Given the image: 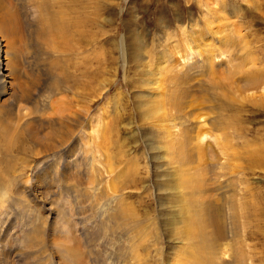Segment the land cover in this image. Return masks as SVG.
<instances>
[{
	"label": "rangeland",
	"instance_id": "374dc122",
	"mask_svg": "<svg viewBox=\"0 0 264 264\" xmlns=\"http://www.w3.org/2000/svg\"><path fill=\"white\" fill-rule=\"evenodd\" d=\"M35 1L10 0L19 12L21 40L0 55L10 63L6 81L17 93L19 87L30 91L19 108L9 107L13 114L0 113L4 125L11 126L13 142L28 148L25 152L14 149L6 156L0 152V175L11 180L5 195L12 200L10 204L0 200L3 264H68L57 251L60 240L79 248L83 264H196L189 256L201 264H235L241 257L242 264H264V105L259 101L264 95V0H95L96 23L82 22L79 33L71 28L67 40L48 33V23L36 10ZM86 9L79 11L84 21L92 17L91 9ZM31 29L44 31L46 36L36 40ZM130 36L140 40L141 57L151 68L131 54ZM209 44L216 62L207 68L210 78L220 71L227 74L240 63L262 82L259 89L245 93L255 99H242V95V103L226 91L232 111L218 110L226 104L220 100L188 109L194 118L203 116L209 122L213 118L206 116V108L212 113L215 108L216 114L227 118L237 115L240 135L227 148L221 147V132L211 131L204 119L184 114L176 118L172 110H168L171 116L145 122L141 115L148 114L145 104L161 93L154 90L160 82L157 60H161L160 68L182 64L183 55L188 56L185 63L198 64L197 54ZM168 86L166 94L172 91ZM202 124L211 135L203 140L210 146L208 170L198 163L199 174L206 180L203 188L216 195L212 192L216 186L223 204L232 198L226 183L236 188L235 210L227 212L232 203L223 205L225 258L216 255L209 237L194 235L186 240L182 235L188 202L184 195L178 201L175 190L179 183L175 143L183 138L174 134L186 128L196 132ZM68 129H72L69 136ZM149 140L156 144L155 150ZM9 163L13 169L5 172ZM120 210L133 216L129 222L148 236L137 232L132 236L108 221ZM202 222L188 225L191 232L196 233Z\"/></svg>",
	"mask_w": 264,
	"mask_h": 264
},
{
	"label": "bare ground",
	"instance_id": "6f19581e",
	"mask_svg": "<svg viewBox=\"0 0 264 264\" xmlns=\"http://www.w3.org/2000/svg\"><path fill=\"white\" fill-rule=\"evenodd\" d=\"M104 3H105L104 5L109 4L107 1H104ZM35 4H36L35 6H37L36 10L39 11V13H41L43 20H45V22L48 23V24H46L48 27V28L47 27L46 28L49 29L48 33L50 35H51V32H52V35L54 32L59 34L58 38L60 40H67L72 35L71 34L72 31H70L71 28H75L74 30L76 31V33L77 32L79 33V30H77V27L78 28H79V26L81 27V25H83L82 22H85V23L87 22V23H90L92 25H93V23L94 24L96 23V19L94 17L95 12L97 11V9L95 7V4H96L95 0H36ZM31 5L33 6L34 4L31 3ZM32 8H34V6ZM85 8L91 9V12H92L91 16L92 17L89 16V17H91V20H87L88 16L86 17V21H84L85 19L80 18V15H79L80 12L79 11H80V9L84 10ZM81 12L84 14L85 11L83 12L81 10ZM85 15H89V14L86 13ZM18 19H19V12L13 6V3H11L10 0H8V1L0 0V34L4 35L3 37L0 36V55L5 53L3 51L5 49V47L6 48L7 47L13 48L14 43L15 42L18 43L19 39L21 40L20 34H19L21 27L18 26V23H17ZM102 20H104V19H102ZM104 22L108 23L109 21L104 20ZM26 23H28V26L30 28L31 26L29 25V22H26ZM90 27H91V25H90ZM88 29H89V27H88ZM83 30H84V28H83ZM30 32L33 34V37L36 38V40H40V39H42L43 36H46V34H45L46 32L44 33V31H39L37 29H31ZM132 36H130L131 37V41H130L131 42L130 43L131 54L133 55L134 58L137 56L140 58L142 55V50H143L142 44L138 38H137L138 39L137 40ZM190 36L193 37L192 35H190ZM194 39H191V40L194 41ZM191 43L189 42L190 45L193 44V43L192 44ZM210 46H211L210 44L207 46L204 45L203 49H207V50H203V51L201 50L197 54L201 58L200 62L198 64H197V62L192 63V64L191 63L190 64L185 63L184 61L188 60V56L183 57L184 55L182 56V54H181V56H182L181 59L184 62V63L182 62V64L174 63V64H169L168 67H163L165 65L164 64L160 68L161 60L160 59L157 60V62L155 64L160 63L159 68L157 70V72H158L157 75H158L159 79H157V80H160V82L159 81H157L158 83L155 82L156 86H155L154 90H158L157 91L158 93H159V91H161V93L159 94V96H157V98H151L152 101H149L145 104V106H147L146 111H148V114L144 113V112H143L144 115L141 114L144 118V122L148 121L147 118L152 119L154 117L160 118V117L168 116V115L171 116V114L169 113L168 110H170V112L174 111V116L176 118H178V114H184L187 118H194L195 113L194 114L190 113L191 111L188 109L194 105H198V106L203 107V105H205L206 104L205 102H207V101L209 103L213 102L214 104H215V102L225 101L226 104H224V102H223V105L219 106L217 109L220 110L221 108L226 107V108L231 109V111H232L233 104L231 102H227L228 96L225 95L226 91L232 92L231 98L233 97L232 98L233 100L240 102V103H242V100H241L242 95H243L242 99H246V100H251L250 98L255 97L254 95H247L245 93H249L250 91H253V90H256L257 88L258 89L260 88V86L262 85V82H260V77L257 76L258 74L255 76H250L249 72L246 71L245 67H243V65H240V63H238V65L236 67H233L232 66L233 64L229 65V66H232L233 68H230V70H228L227 74H223L222 71H220V72L217 71L218 73H214V70H212L216 76H215V78H213V77L210 78V76H209L210 72L209 73L207 72L209 70L207 68L209 66L211 67L214 63H216V62H214V59H213V54H212L213 49H211L213 46H211V48H210ZM187 49H188V47H187ZM218 50H219V48H218ZM226 51L229 52L228 50H226ZM224 53H225V50H224ZM143 55H142V57H143ZM142 57L140 59L138 58L139 61L144 60V59H142ZM138 59H136V60H138ZM144 61H142V62H144ZM163 62H165V61H163ZM163 62H162V64H163ZM145 63L147 64L148 68H151V63H149L148 61H145ZM231 63H233V62H231ZM8 64H10V63H8L7 57H6V59H5V56H4V58H2V57L0 58V68H1V72H2L0 75V85H1L0 86V89H1L0 90V100H2L3 96L8 95V98L6 96V99H4L2 101V103L0 102L1 103L0 113L6 112L7 115L10 116L11 114H13L12 112L14 111V109L13 108L9 109V107L19 108V103L21 104V102H23L27 99L30 91H29V89L27 90L25 88V90H23L22 87H19V91H18L19 93H17L16 92L17 90L15 91L16 88L12 87L13 84L10 85V83L6 81V78L8 76L7 74H10V72H9L10 69L8 68ZM203 66L206 67L204 70H202ZM213 68L214 67H212V69ZM216 69H218V68H215V70ZM7 71L9 73H7ZM165 71L167 72L166 76L164 74ZM204 73H206V75H204ZM207 73H208V75H207ZM161 75L164 76V77H162V79H160ZM34 82H35V80H34ZM34 82L32 81V83H34ZM168 83L171 84L172 91H170V93L166 94L167 90L170 89L168 86L169 85ZM161 86H163V87H161ZM224 89H225V92L222 93ZM263 92H264V90H263ZM10 100H11V102L8 103ZM146 100H147V97H146ZM146 100H145V102H146ZM218 100H220V101H218ZM259 101L262 105H264V95H260ZM139 108H140V106H138V110H139ZM209 108H210V106H209ZM141 109H143V108H141ZM206 109L208 112V113H206V116L208 118H211V117L213 118V120L211 122H209L207 120V118H205L203 116H201L199 118H194V119H196V120L197 119H199V120L204 119V122L208 121L207 122L208 125H206V126H208L211 131L221 132L220 138L223 141V146H221V147L227 148L229 146L230 140L233 139V137L235 138V137L240 135L239 134L240 128L238 127L237 115H235V116L229 115V117L227 118L226 116H224L222 114H216L215 108H214L213 113H212V109H210V111L208 108H206ZM212 114H213V116H212ZM15 118H16V116H15ZM140 120H141V116H140ZM171 120L173 121L174 117H172ZM149 121H150V119H149ZM200 123H202V122L198 121V124H200ZM0 124H1L0 125V152L2 154H5V156L9 155V154L11 155V153L13 152L14 149H16L17 151H20V152H25L26 150H28V148L25 144L19 143L16 141H15L16 143L13 142L12 132L10 129L11 126L4 125V122L1 119H0ZM28 125L29 124L25 123L23 126L28 127ZM172 126L176 128L175 125H172ZM203 126H204V124H202L199 127H196V132L193 129L191 130L189 128L188 129L186 128V130H184L181 134H178L177 131H176V134H174L175 137L180 136L183 138V140L177 141L175 143V148L178 149L177 156H179V160H178L179 170L177 172V176L179 177V183H178L177 187H175V190L178 192L177 196L180 197L178 199V201L182 202L181 197H182V195H184V197L187 199V202H188V204L186 206V214H184V216L188 217V220H185L182 218L181 223L183 224V227L181 229L183 230L182 235H184L186 237L185 238L186 240H188L189 238H194V235L209 237V239H208L209 243L208 244L214 246L213 250L215 251L216 255L218 257L221 256V257L225 258V256L227 255V252H225L226 250L225 251H223V250L226 248L224 245V243H226V242L224 241V243H221V241L224 238L223 237L224 227H223V224L221 222H222V219L225 216V212H226V211H223V209H225V207H226V206H224V208H223V205L232 203V207H229L230 209L227 212L235 210L233 197H235L234 193L236 192V188L234 187L233 184L227 185L228 182L226 183V186H228L232 191V195H231L232 198L229 201H228V198L225 199L224 204H223L222 200L219 199V194H218V190L216 189V186H214V189L212 190V192H215L216 195H213L214 193L212 195H210L208 193L211 191V189L210 190L206 189V187L203 188L202 181H206V180L203 179V176H201L199 174L200 168H198L199 167L198 163L203 164V166L206 168L205 170H208L207 167L209 165V162H208V158L206 157V154H207V148H210V146H209V144L204 145L203 140L205 137L211 136L210 130H206L207 128H205ZM15 132H17V131H15ZM71 133H72V129L66 130V135L69 136V135H71ZM191 133H193V134L195 133V135H193L194 138H193V136H191ZM22 135H23V133H22ZM30 135H32L33 137H35L37 139V137H36L37 135L36 136L33 135V133L31 131H30ZM147 138H149V136H147ZM214 138H216V137H214ZM151 139L155 140L154 137H152ZM195 140H196V144L193 143V141H195ZM160 141H162V140H160ZM149 142H150L151 149L155 150L156 144L154 142H151L150 140H149ZM60 144H62V142L59 143V145ZM48 147L49 148H52V147L57 148V145H55V146L54 145H52V146L48 145ZM229 148L232 149V147H229ZM165 150H167V149H165ZM221 155H223V154H221ZM163 159H167V158L163 157ZM154 160H157V158L154 157ZM197 168H198V173H196ZM214 168H213V170H214ZM12 169H13V166H12V164L9 163L7 165V169L5 172H9V170L11 171ZM201 170L204 171V169H201ZM0 178H2L4 180L3 181L2 179H0V200L2 202H4L5 204H10L12 202L11 198L6 196L5 194H6V188L11 189V180H9L10 178H8L6 180L1 175H0ZM167 179H168V181H171V178L167 177ZM230 180L233 183V181H232L233 178ZM205 183L207 184L208 182H205ZM42 196H43V194H42ZM170 196L171 195H168V197H170ZM206 197H209V200L205 202L204 199H206ZM174 200H175V198H174ZM219 202H221V205ZM103 210H104V208H103ZM117 213L119 216H117V217L114 216ZM128 215H129L128 213L126 214L120 210V211L112 213L109 216L108 221L116 223L117 227L120 229H123V230L126 229L128 232L132 233L131 234L132 236H135L136 232L139 233L136 235H140L141 233L144 234L143 233L144 230H142V232H140V229L136 228L137 226L134 227L131 224V222H129L130 219L132 220L131 217H133V216H128ZM231 219H233V218H231ZM198 220H203L204 225L202 224V226L197 227L196 233L193 231L191 232V229L188 225H191L195 221H198ZM170 226L172 227L173 225L170 224ZM200 228L203 231H201ZM209 229L211 231H209ZM144 235L148 236L147 233H145ZM158 238H159V236H158ZM60 241L58 242V245H60V246L57 247L59 249V250H57L58 253H60V251L62 252V254L60 253V257H61L60 259H62V261H65V259H66L68 264H83V261H82L83 255L79 251V248L74 247V246H69L68 244H65L66 242L65 243L63 242L64 244H62ZM188 258L190 259V261L196 260V262H195L196 264L202 263L201 261L196 259L197 257L195 258V256L194 257L189 256ZM241 258H239L238 260H235V264H242L243 259H241ZM134 259L136 260L135 262H138V263L140 262L138 257H135ZM3 262H4L3 258L0 257V264H3Z\"/></svg>",
	"mask_w": 264,
	"mask_h": 264
}]
</instances>
